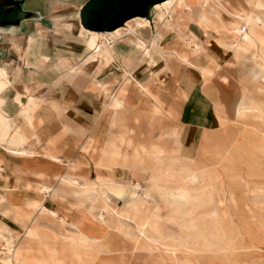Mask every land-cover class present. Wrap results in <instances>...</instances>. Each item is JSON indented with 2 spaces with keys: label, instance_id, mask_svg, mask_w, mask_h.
Returning <instances> with one entry per match:
<instances>
[{
  "label": "rangeland",
  "instance_id": "1",
  "mask_svg": "<svg viewBox=\"0 0 264 264\" xmlns=\"http://www.w3.org/2000/svg\"><path fill=\"white\" fill-rule=\"evenodd\" d=\"M86 1L22 0L14 3L0 0V4L9 10L19 6L24 12L31 13L14 22L0 23V60L20 67L21 59L27 57L29 51L34 54L38 50L35 54L39 57L52 45L68 47V41L72 43L70 52L80 50L84 39L75 24L80 25L79 11ZM248 1L252 9L242 0L237 4H244L246 11L255 12L260 3L264 13V0ZM215 13L227 15L222 10ZM233 22L227 18L225 23L215 24V30L224 33L222 39L233 40L225 36V25ZM35 35L41 38L36 46L32 44L25 52L19 51L20 44L27 43L28 47L29 38ZM85 48L88 49L86 44ZM243 57V54L233 56L231 68L223 73L227 75L225 84H217L213 98L219 128L205 132L196 158L180 155L179 135L176 143L166 135L154 139L150 134V139H141L136 131L132 137L127 136V130L118 131L117 136L101 141V145L112 148V152L104 156L97 153L95 160L96 168L100 169L97 175L113 180L114 190L107 193L112 206L110 217L103 212L104 203L99 200L83 197L85 202L72 205L68 202V190L62 187L60 193L67 200L68 211H58L57 216L53 217L41 208L30 215L26 204L11 203L6 207L11 210L14 205L12 215L21 220L29 214L25 228L39 225L38 237L20 236L19 244L39 257L44 256L43 250L47 247L54 248L66 264H95L96 261H105V264H264V59L256 63L255 59ZM243 88H246L245 92H242ZM42 102L38 99L36 103L41 105ZM239 103L244 105L240 114L237 112ZM118 104L116 102L114 107ZM52 105L59 113L57 104ZM117 112L122 113L119 108ZM139 115L137 113L138 122L141 121ZM171 129L162 128V133ZM31 135L36 136L34 132L28 134ZM119 137L122 141L116 147ZM90 140L88 147H92L93 154L92 150L99 142L93 136ZM0 142L6 141L0 139ZM153 142L170 149L164 154L162 163H155L151 154ZM137 146L140 150L138 157L134 156L137 161L129 168L135 175L132 180H117L106 171L109 170L106 163H102L103 167L97 164L103 158L115 166L121 159V151L130 147L129 151L134 153ZM50 152L48 150L46 154ZM76 167L77 164L73 169ZM73 173L82 181H96V178ZM55 180L59 183L57 178ZM136 180L143 185L141 189L132 186ZM98 184V181L87 184L90 189L84 194L95 193ZM45 192L52 193V188L48 187ZM2 199L0 196V204ZM6 208H0V217L4 216ZM109 221L116 230L110 228ZM8 223L11 228L22 230L12 221ZM51 226L57 227L64 236L52 232ZM83 238L88 240L87 246L80 243ZM110 240L116 242V248L106 254L104 247ZM0 264L8 263L0 259Z\"/></svg>",
  "mask_w": 264,
  "mask_h": 264
},
{
  "label": "crops",
  "instance_id": "2",
  "mask_svg": "<svg viewBox=\"0 0 264 264\" xmlns=\"http://www.w3.org/2000/svg\"><path fill=\"white\" fill-rule=\"evenodd\" d=\"M217 1L237 18L228 14L217 15L215 11H221L222 7L215 1L203 6L197 0H188L190 7H166L158 17L156 11H150L147 17L150 25L124 32L111 41V52H105L93 61L92 49L86 50L85 41L83 47L74 53L69 51L72 49L69 41L68 47L52 45L46 49V54L39 57L29 51L27 57L21 59L20 67L14 66V82L5 93L3 109L10 118L17 120V124L24 126L22 124L26 121L19 115L22 104L16 99L17 92H28L29 96L43 102L34 121L36 136L31 135L29 142L20 146L0 142V196H3L0 208L11 203L26 204L30 215L41 208L51 216H57L58 211H68L65 206L67 200L60 193L62 187L69 192V203L80 204L79 201L85 200L83 197L91 196L84 194L86 189H90L88 185L95 184L98 179L100 169L95 165L98 154L104 156L112 152H103L105 146L101 141L117 136L118 131L127 130L126 135L131 137L136 131L141 139H150L151 134L155 139L178 127L180 155L196 158L205 132L219 128L213 95L218 89L217 84H225L227 75L223 74L224 71L231 68L233 56L243 54V58L255 59L253 43L247 36L233 31L245 23L249 30V23L240 15L251 11H246L244 4H237L238 0ZM242 1L253 8L248 0ZM203 12H210L205 21L199 20ZM259 14L264 17L262 11ZM227 18L234 20L231 25H225V36L233 38L232 41L222 39L224 33L215 30V24L225 23ZM158 33L160 38L156 44L153 38L156 39ZM140 42L146 45L149 54ZM20 47L23 52L28 49L22 44ZM252 64L255 65L254 62ZM254 82L258 81L254 79ZM113 96L119 104L106 110ZM52 103L57 104L59 113L53 109ZM117 108L122 113H118ZM137 113L140 114V122L136 120ZM166 127L172 129L162 133V128ZM30 130L28 134L32 133ZM91 136L99 142L98 147L94 146L93 154L92 147H88ZM121 138H114L116 147ZM21 149L28 153H16ZM48 150L51 152L47 155ZM129 150L127 147L119 153L121 159L115 166L103 158L98 161L108 165L109 170L106 171L115 179L132 180L134 176L130 166L137 161L140 150L138 146L134 153ZM125 163L126 166L122 167ZM75 164L77 167L73 169ZM73 172L82 177L96 178V181H82ZM65 175L77 178L82 186L58 185L54 177ZM48 187L52 188L50 194L45 192ZM14 210V205L11 210L6 208L4 216L0 217V249H3L0 253L6 250V237H13L15 255L24 263L38 264L39 256L33 250L25 249L18 240L20 236L28 239L38 237L39 225L25 228L29 214L21 220L12 215ZM9 220L22 230L11 228ZM51 227L56 235H63L57 227ZM54 250L50 247L43 250L44 256L40 257H46L45 264L53 254L61 258ZM0 255V259L7 263V255Z\"/></svg>",
  "mask_w": 264,
  "mask_h": 264
},
{
  "label": "bare ground",
  "instance_id": "3",
  "mask_svg": "<svg viewBox=\"0 0 264 264\" xmlns=\"http://www.w3.org/2000/svg\"><path fill=\"white\" fill-rule=\"evenodd\" d=\"M68 1V0H67ZM188 0H166L162 3H158L154 6V11H156L157 13V17L159 16L160 12L166 8V7H170V6H177V7H190L189 3L187 2ZM199 3H201L203 6L208 5L209 3L215 1L216 3H218L221 7H222V11H224V13L231 15L235 18H237L232 12H230L225 6H223L222 4H220L217 0H197ZM258 2V1H257ZM51 3V2H50ZM76 3V2H75ZM197 6V5H196ZM206 8V7H205ZM49 9V8H48ZM199 10V9H198ZM262 11V5L259 3L257 9L255 10V12H250L247 15H240L242 17V19L246 20L249 25L250 28L249 30H247L248 25L245 23L244 26H242L241 28H234L233 31H235L237 34H239L240 36H247V38L249 39V41L251 43H253L254 45V55H255V62H259L260 60L264 59V17H262L259 12ZM195 12V11H193ZM11 20L13 21H17L20 18L30 15L31 13L29 12H24L23 10H21L20 7L18 6H13L11 9ZM210 12H203L200 19L202 21H205L207 19V16ZM60 14V13H59ZM37 15V14H36ZM48 15V14H47ZM63 16V15H62ZM56 17V16H55ZM168 17V16H167ZM159 20V18H158ZM165 20H168L167 18H165ZM80 22V19H79ZM150 23L149 19L146 16H136L130 20H128L126 22V24L124 26H121L113 31H103V32H99V31H92L89 29L84 28L81 23L79 24H75V27L77 28V31L81 34L82 38L85 41V44L87 46L88 49H92V55H91V59L92 61L94 59H96L99 55L102 56L103 53L105 52H111V41L115 38H117L118 36H120L121 34H123L124 32L127 31V33L130 30H135L138 27L147 25ZM244 23V22H243ZM58 25V24H57ZM150 25V24H149ZM31 26V25H30ZM156 27V26H155ZM60 28V25H59ZM157 28V27H156ZM147 29V28H146ZM162 29V28H161ZM162 31V30H161ZM74 32V31H73ZM136 36V35H135ZM238 36V35H237ZM39 35H35V36H31V38H29L28 40V47H27V43H24L23 46L27 47L28 49L31 48L32 44H34V47L36 46V44L39 42ZM160 38L159 33L157 34L156 39L153 38L154 42L157 44V40ZM44 39V38H43ZM146 39V38H145ZM41 40V38L39 39ZM78 41V40H77ZM44 42V41H43ZM45 43V42H44ZM72 44V43H71ZM41 45V44H40ZM45 45V44H44ZM140 45L142 47H144V49L146 50V52L149 54V50L146 48V45L144 43L140 42ZM64 46V45H63ZM62 46V47H63ZM33 49V48H32ZM23 49L20 47L19 51H22ZM36 51L38 52V50H35L34 53H36ZM43 51V50H42ZM45 51V50H44ZM90 51V50H89ZM159 51V50H158ZM46 52V51H45ZM44 52V53H45ZM2 53V52H1ZM40 53V52H39ZM165 54V52H163ZM46 54V53H45ZM44 54V55H45ZM83 54V53H82ZM115 54V53H114ZM51 55V54H50ZM70 55V54H69ZM84 55V54H83ZM111 55V54H110ZM2 56V55H1ZM19 56V55H18ZM38 56V55H37ZM68 56V55H67ZM72 56V55H71ZM112 56V55H111ZM42 57V56H41ZM114 57V56H113ZM36 58V57H35ZM113 59V58H112ZM118 59V58H117ZM42 60V59H41ZM115 60V59H114ZM25 61V60H24ZM108 61V60H107ZM4 62V61H3ZM2 61H0V139L8 142L11 146L15 145V146H20L22 144H25L27 142H29L30 137L28 136V131L29 129L32 130V133L35 130V118H36V114L37 111H39L41 105H39L37 102L38 99H36L33 95H28V92H17L16 95V99L19 103L22 104V109L19 113L20 117L23 118V120L26 121L25 124H22L24 126H21L19 124H17V120H14L12 118H10L4 111L3 109V105L6 101V97L4 96V93L7 91V89L13 84L14 82V78L12 77V73L14 72V64L9 63V62H5L3 63ZM85 63V62H84ZM122 65V64H121ZM260 66V65H259ZM71 68V67H70ZM20 69V68H19ZM32 69V68H31ZM50 70V69H49ZM68 70V69H66ZM258 70V69H257ZM62 71V70H61ZM61 73V72H60ZM256 74V73H255ZM260 75V74H259ZM67 76V75H66ZM31 77V76H30ZM29 77V78H30ZM257 77V76H256ZM20 83V82H19ZM28 84V83H27ZM103 86V85H102ZM107 86V85H106ZM105 88V87H104ZM26 89V88H25ZM103 89V88H102ZM107 89V88H106ZM28 91V89H27ZM89 98V97H88ZM25 99V101H24ZM118 102L117 100H115V96L112 97L111 101L109 102V104L107 105L106 109H109V107L112 108V106L115 105V103ZM243 102V101H242ZM237 112L238 114H240V111L244 109V105L241 103H239V107H237ZM41 113V112H40ZM30 130V131H31ZM168 137L173 138V140L177 143L178 142V135H179V131L177 128H174L172 130V132H168L165 134ZM163 135V136H165ZM162 137V136H161ZM160 137V138H161ZM112 143H114V141H112ZM25 147V146H24ZM104 148V147H103ZM147 149L149 150V148L147 147ZM170 149L165 146L164 144H160L157 142H153L150 146V151L151 154L154 155V159H155V163H162V159L164 158V154L167 153ZM106 151H112V148H107L105 146V149L103 152ZM205 151V150H204ZM206 152V151H205ZM28 153V151H24V149H21V154H26ZM127 158V157H126ZM128 159V158H127ZM103 162H101L100 164H102ZM126 165V163H125ZM130 168H132L130 166ZM60 176V175H59ZM133 176L135 177L134 173ZM59 180L58 185H60L61 183H68V184H73L75 186H82L81 181L78 180L77 178L71 177L69 175H65V176H61L60 178L58 177H54L55 179ZM98 185L96 186V191L95 193L93 192L91 194V196L89 197L92 200H99L101 202L104 203L103 206V212L105 211L106 214H108V216L110 217V211H111V200L110 197L108 196V191L109 190H114V186H113V180H108L107 178H105L104 175H100L98 176ZM96 181V182H97ZM122 183V182H121ZM132 186H135L136 189H141L142 186L140 184V182H138L137 180L135 182L132 183ZM144 189V188H143ZM134 190V189H133ZM136 191V190H135ZM141 195V194H140ZM262 196V195H261ZM45 208V207H44ZM56 214V213H53ZM104 214V213H103ZM54 216V215H53ZM94 216V215H93ZM87 217V216H86ZM64 221V220H63ZM76 221V220H75ZM86 221V220H85ZM108 221V220H107ZM84 223V222H83ZM82 223V224H83ZM76 223L73 222V225H75ZM77 225V224H76ZM109 225L110 228L115 229L116 227L114 224H112L111 221H109ZM70 226V225H69ZM80 226V225H79ZM84 226V225H83ZM77 227V226H76ZM80 231V230H79ZM84 233V232H82ZM92 238V237H91ZM97 239V238H96ZM80 243L84 246H87L89 244L88 240H86L85 238H83ZM116 248V242H113L112 240L108 241V243L105 245L104 248H106V254L111 253L110 251L112 250V248ZM5 248L6 250L4 251L3 255H7V263L9 264H28V263H24V261L19 257L15 255V238L11 237H6V242H5ZM55 251V250H54ZM56 252V251H55ZM48 253V252H47ZM122 253V252H121ZM125 253V252H124ZM86 254V253H85ZM122 255V254H121ZM123 256V255H122ZM80 258V257H79ZM38 259V264H43L44 261L46 260V257L42 258V257H37ZM82 261V260H81ZM86 261V260H85ZM98 262L100 264H105V261H96L95 264H98ZM88 263V262H87ZM45 264V263H44ZM48 264H66L65 260L57 257V255L53 254L50 257V261L48 262ZM80 264V262H79ZM82 264V263H81Z\"/></svg>",
  "mask_w": 264,
  "mask_h": 264
},
{
  "label": "water",
  "instance_id": "4",
  "mask_svg": "<svg viewBox=\"0 0 264 264\" xmlns=\"http://www.w3.org/2000/svg\"><path fill=\"white\" fill-rule=\"evenodd\" d=\"M9 1L15 3L22 0ZM164 1L166 0H87L79 11L80 23L92 31H113L136 16L148 17L154 6ZM11 9L0 4V23L14 22L11 20Z\"/></svg>",
  "mask_w": 264,
  "mask_h": 264
}]
</instances>
